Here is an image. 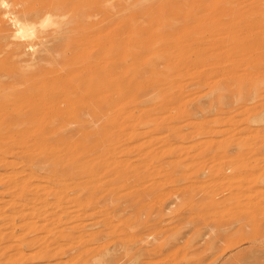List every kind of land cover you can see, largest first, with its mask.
<instances>
[{
	"label": "rangeland",
	"instance_id": "rangeland-1",
	"mask_svg": "<svg viewBox=\"0 0 264 264\" xmlns=\"http://www.w3.org/2000/svg\"><path fill=\"white\" fill-rule=\"evenodd\" d=\"M33 1L24 0L22 8L48 4L46 0ZM194 2L67 0L65 10L57 12H65L67 17L57 18V26L42 29L40 39L33 40H41L47 64L53 62L50 67L43 63L49 70L46 80L17 83L18 87L12 85L19 82L13 76L24 70L20 69L23 65L19 61L20 65H14L13 41H4L0 34V264H264V0ZM14 9L19 7L10 11ZM82 13L93 16L90 21L77 18ZM0 15L2 18L1 9ZM74 16L76 25L68 23ZM2 19L3 34L8 36L14 26ZM20 43L23 47L28 44ZM25 51L24 59H29L31 52ZM92 72L97 75L94 80ZM40 88L45 106L48 104L46 115L39 122L14 125L16 114L27 110L19 104L16 89L17 93L38 95ZM87 101L92 102L95 116L102 118L88 112H84L89 114L86 119L84 113L73 118L72 111L83 109ZM88 118L101 128L98 132L100 128L94 127L96 136L89 131L94 125ZM68 119L72 124L65 127L62 124L67 125ZM57 129L62 130L60 134ZM49 160H64L59 170L53 167L61 182L52 185L45 168L38 167ZM86 163H96L91 166L94 187L78 170ZM67 165L73 166V172ZM29 172L37 175L29 180L33 186L27 190L21 183ZM41 189L55 194L50 192L48 199ZM56 203L59 211L53 207ZM60 214L65 215L58 217Z\"/></svg>",
	"mask_w": 264,
	"mask_h": 264
},
{
	"label": "bare ground",
	"instance_id": "bare-ground-1",
	"mask_svg": "<svg viewBox=\"0 0 264 264\" xmlns=\"http://www.w3.org/2000/svg\"><path fill=\"white\" fill-rule=\"evenodd\" d=\"M10 1V0H9ZM12 2H7V1H4V0H0V9H1V13H3V17L2 18H6V20H10L11 21V23L10 24H13V26H14V30L8 35V36H4V31H6V30H4L3 29V19L0 17V34H1V39H4V41L6 40V39H11V41H13L12 43H11V45H14L13 46V50H12V52H11V54L13 55V56H15L14 58H16L17 60V62L16 61H14L15 62V64H14V62H13V64L14 65H16V63H18V61H19V63H21V65H23V67L22 68H20V69H24L23 71H20L19 69V71H18V73L17 74H15L13 77H15L14 78V80L16 79V78H18V79H16L17 81H19V82H16V81H14V82H12V85L14 84L16 87H18L17 86V83L18 84H20V83H22V84H29V83H31V82H33V81H40V82H42L43 80L45 81L46 80V78H45V76L48 74V71L49 70H47V69H45L44 67H43V63H45V64H47V62H48V58L46 57V56H48V55H46L47 54V50L44 48H42V47H40V45H41V40L38 42V43H34L33 42V40H36V39H38L39 38V36H38V34H40L41 33V30L42 29H44V28H46V27H52V26H54V25H56L57 26V24L56 23H58L57 21H56V19L57 18H63V19H65L67 16H66V13L64 12L63 14H60L59 13V15H57V12H59L60 10L59 9H61V10H65V7H66V5H68L69 3H70V1H69V3L67 4V0H46V3H48V4H46V5H39L40 7L39 8H35V7H33V9L31 8H29V9H26V8H22L23 7V2H24V0H11ZM42 1H44V0H42ZM80 1V0H79ZM93 1V0H92ZM96 2L98 1V0H95ZM111 1V0H110ZM142 1H145V0H142ZM190 1V0H189ZM191 1H193V3H195L194 2V0H191ZM196 1V0H195ZM203 1V0H202ZM205 1V0H204ZM207 1V0H206ZM30 2H31V0H30ZM29 2V3H30ZM32 2H35V1H33L32 0ZM76 2V1H75ZM77 2H78V0H77ZM109 2V1H108ZM201 2V1H200ZM10 3V4H9ZM26 3H28V0H27V2ZM38 3V2H37ZM72 3V2H71ZM90 3V2H89ZM102 3V2H101ZM100 3V4H101ZM134 3V2H133ZM146 3V2H145ZM152 3V2H151ZM205 3V2H204ZM209 3V2H208ZM31 4V3H30ZM38 4H40V3H38ZM73 4H74V2H73ZM83 4V3H82ZM81 4V5H82ZM99 4V3H98ZM179 4H181V3H179ZM196 4V3H195ZM200 4V3H199ZM198 4V5H199ZM203 4V3H202ZM207 4V3H206ZM206 4H204V5H206ZM26 5V4H25ZM24 5V6H25ZM34 5V4H33ZM72 5V4H71ZM80 5V4H79ZM80 5V6H81ZM102 5V4H101ZM182 5V4H181ZM32 6V5H31ZM38 6V5H37ZM76 6V8H77V4L75 5ZM88 6V5H87ZM90 6V5H89ZM131 6V5H130ZM196 7H197V5H195ZM200 6H203V5H200ZM207 6H208V4H207ZM13 8V7H19V10L17 11L16 9H14V10H16V11H10V8ZM74 7V6H73ZM83 7V6H82ZM107 7V6H106ZM135 7H137V6H135ZM183 7H185V6H183ZM182 7V8H183ZM204 7V6H203ZM68 8V7H67ZM112 8V7H111ZM114 8H116V7H114ZM133 8V7H132ZM145 8V7H144ZM161 8V7H160ZM172 8V7H171ZM207 8V7H206ZM2 9L4 10V12H2ZM80 9H82V8H80ZM84 9V8H83ZM96 9V8H95ZM137 9V8H136ZM59 10V11H58ZM68 10V9H67ZM81 11V10H80ZM79 11V12H80ZM91 11V10H90ZM123 11V10H122ZM126 11V10H125ZM141 11V10H140ZM161 11V10H160ZM178 11H179V9H178ZM74 12V11H73ZM79 12H77V13H79ZM108 12H110V11H108ZM124 12V11H123ZM69 13H70V10H69ZM181 13V12H180ZM68 14V13H67ZM111 14V13H110ZM202 14V13H201ZM92 14L91 13H82L81 14V16H76L77 18H81L82 20L84 19H86V20H88V21H90L89 19H91V17L93 16H91ZM193 15V14H192ZM1 16V15H0ZM140 16V15H139ZM76 17L74 16V17H72L71 18V20H69V22L68 23H71V22H73V24H75L74 23V20H76ZM97 17V16H96ZM137 17V16H136ZM94 18V17H93ZM92 18V19H93ZM124 18V17H123ZM122 18V19H123ZM139 18V17H138ZM102 19V18H101ZM121 19V18H120ZM67 20V19H66ZM94 20V19H93ZM109 20V19H108ZM116 20V19H115ZM176 20V19H175ZM127 21V20H126ZM179 21V20H178ZM5 22V21H4ZM127 23V22H126ZM208 23V22H207ZM77 24V23H76ZM75 24V25H76ZM89 24H91V23H89ZM88 24V25H89ZM108 24V23H107ZM128 24V23H127ZM150 24V23H149ZM174 24V23H173ZM178 24V23H177ZM3 25V26H2ZM86 25V24H85ZM84 25V28L86 27ZM93 25V24H92ZM132 25H133V23H132ZM138 25V24H137ZM74 26V25H73ZM82 26V25H81ZM11 27H12V25H11ZM75 27H77V26H75ZM79 27H80V25H79ZM78 27V28H79ZM88 27V26H87ZM86 27V28H87ZM92 27V26H91ZM122 27V26H121ZM70 28H72V27H70ZM88 28H90V25H89V27ZM87 28V29H88ZM146 28H147V26H146ZM186 28H188V27H186ZM52 29V28H51ZM80 29V28H79ZM83 29V28H82ZM92 29H94V28H92ZM178 29V28H177ZM67 30V29H66ZM130 30V29H129ZM133 30V29H132ZM139 30V29H138ZM8 31H10V30H8ZM63 31V30H62ZM71 31V30H70ZM84 31V30H83ZM86 31V30H85ZM147 31V30H146ZM49 32V31H48ZM68 32V31H67ZM73 32V31H72ZM75 32H78V31H75ZM80 30H79V34H80ZM174 32V31H173ZM45 33V32H44ZM63 33H65V32H63ZM95 33V32H94ZM145 33V32H144ZM48 34V33H47ZM62 34V32L60 33V35ZM67 34V33H66ZM76 34V33H75ZM85 34V33H84ZM149 34V33H148ZM51 35V34H50ZM68 35V34H67ZM70 35V34H69ZM74 35V34H73ZM142 35V34H141ZM47 36H49V35H47ZM47 36H45V37H47ZM64 36L65 37H67L65 34H64ZM78 37L79 36H82V34L81 35H77ZM145 36V35H144ZM168 36V35H167ZM42 38H44L43 36H41ZM50 37V36H49ZM85 37V36H84ZM90 37H92V36H90ZM141 37H143V36H141ZM41 38V39H42ZM48 38V37H47ZM155 38V37H154ZM0 39V40H1ZM40 39V38H39ZM74 39V38H73ZM87 38L85 37V40H86ZM126 39V38H125ZM47 40V39H46ZM78 40H80V39H78ZM78 40H77V42H78ZM82 40V39H81ZM80 40V41H81ZM84 40V39H83ZM88 40V39H87ZM86 40V41H87ZM99 40H101V39H99ZM113 40V39H112ZM133 40V39H132ZM9 42H10V40H8ZM43 41H44V39H43ZM145 41V40H144ZM20 42H27L28 44L26 45V47H23V43H20ZM45 42V41H44ZM68 42V41H67ZM74 42V41H73ZM91 42V41H90ZM131 42V41H130ZM3 43V42H2ZM98 43V42H97ZM156 43V42H155ZM0 44H1V42H0ZM43 44V43H42ZM65 44H66V42H65ZM69 44V43H68ZM70 44H72L71 42H70ZM118 44V43H117ZM123 44V43H122ZM95 45H96V43H95ZM8 46V43H7V45H6V47ZM10 46V45H9ZM77 46V45H76ZM3 47L5 48V46L3 45ZM2 47V48H3ZM12 47V46H11ZM39 47H40V50H39ZM47 47V46H46ZM63 47V46H62ZM67 47H70L69 45L67 46ZM42 48V49H41ZM66 48V47H65ZM102 48V47H101ZM25 49L27 50V51H30L31 53H30V55H29V59H24V57H25V55H27V53H26V51H25ZM132 49V48H131ZM50 50H52V48H50ZM55 50L57 51V49H55L54 48V51L52 50V52H54V53H57V52H55ZM64 50V49H63ZM98 50V49H97ZM125 50H127V49H125ZM168 50V49H167ZM166 50V51H167ZM61 51V50H60ZM101 51V50H100ZM122 51V50H121ZM135 51V50H134ZM213 51V50H212ZM71 52V51H70ZM74 52V51H73ZM120 52V51H119ZM131 52V51H130ZM157 52V51H156ZM210 52V51H209ZM42 53V54H41ZM53 53V54H54ZM62 53H63V51H62ZM171 53V52H170ZM61 54V53H60ZM117 54V53H116ZM156 54V53H155ZM5 55H6V53H5ZM5 55H4V57H5ZM50 55V54H49ZM55 55V54H54ZM57 55V54H56ZM119 55V54H118ZM180 55V54H179ZM211 55V54H210ZM209 55V56H210ZM221 55V54H220ZM52 56V55H51ZM61 56V55H60ZM97 56V55H96ZM120 56H121V54H120ZM136 56V55H135ZM217 56V55H216ZM93 57V56H92ZM98 57V56H97ZM100 57V56H99ZM111 57H113V56H111ZM118 57V56H117ZM174 57V56H173ZM180 57V56H179ZM3 58V57H2ZM1 58V59H2ZM9 58H11V55H10V57ZM116 58V57H115ZM121 58V57H120ZM119 58V59H120ZM106 59V58H105ZM118 59V60H119ZM4 60H8L7 62H9V59L6 57V59L4 58ZM3 60V61H4ZM53 60V59H52ZM97 60V59H96ZM11 61V60H10ZM100 61V60H99ZM163 61V60H162ZM209 61V60H208ZM82 62V61H81ZM91 62H93V61H91ZM95 62V61H94ZM18 63V64H19ZM23 63V64H22ZM53 62H51V64H52ZM68 63L69 62H67V65H68ZM121 63V62H120ZM50 64V62H49V64H47V65H49L48 67H50V66H52ZM55 64V63H54ZM61 64V63H60ZM122 64H124V63H122ZM162 64V63H161ZM13 65V66H14ZM20 65V64H19ZM18 65V66H19ZM62 65V64H61ZM70 65V64H69ZM96 65V64H95ZM100 65V64H99ZM171 65V64H170ZM215 65V64H214ZM44 66H46V65H44ZM56 66V65H55ZM20 67V66H19ZM19 67H17V68H19ZM64 67H65V65H64ZM125 67V66H124ZM170 67V66H169ZM214 67V66H213ZM54 68V67H53ZM62 68H63V66H62ZM72 68V67H71ZM98 68V67H97ZM110 68V67H109ZM116 68V67H115ZM120 68V67H119ZM157 68V67H156ZM161 68V67H160ZM15 69V68H14ZM105 69V68H104ZM95 70V69H94ZM107 70V68L105 69V71ZM170 70V69H169ZM17 71V70H16ZM62 71V70H61ZM101 71V73H103L102 72V69L100 70ZM110 71V70H109ZM168 71V70H167ZM166 71V72H167ZM212 71V70H211ZM65 72H67V71H65ZM112 72H113V70H112ZM14 73V72H13ZM63 73V72H62ZM68 73V72H67ZM93 73V72H92ZM97 73V72H96ZM105 73V72H104ZM122 73V72H121ZM54 74H56V73H54ZM63 74H65V73H63ZM78 74V73H77ZM100 74V73H99ZM110 74V73H109ZM113 74H114V72H113ZM11 75V74H10ZM13 75V74H12ZM12 75L10 76V77H12ZM58 75V74H57ZM93 77H91L92 79L95 77V76H97V75H95L94 73H93ZM106 75H108L107 73H106ZM126 75V74H125ZM124 75V76H125ZM164 75V74H163ZM205 75H207V74H205ZM259 75V74H258ZM90 76H91V74H90ZM103 76V75H102ZM110 76V75H109ZM9 77V76H8ZM47 77V76H46ZM89 77V76H88ZM99 77V76H98ZM103 77H105V76H103ZM129 77V76H128ZM56 79H57V77H55ZM108 78V77H107ZM119 78V77H118ZM61 79V78H60ZM98 79V78H97ZM168 79V78H167ZM4 80V79H3ZM10 80V79H9ZM59 79H57V81H58ZM67 80H68V78H67ZM94 80V79H93ZM110 80V79H109ZM113 80V79H112ZM144 80V79H143ZM203 80V79H202ZM201 80V81H202ZM10 81H12V80H10ZM43 81V82H44ZM60 81V80H59ZM65 81V80H64ZM77 81V80H76ZM133 81V80H132ZM135 81V80H134ZM205 81V80H204ZM3 82V81H2ZM62 82V81H61ZM68 82V81H67ZM106 82H107V79H106ZM105 82V83H106ZM120 82V81H119ZM5 83H6V81H5ZM16 83V84H15ZM54 83V82H53ZM63 83V82H62ZM72 83V82H71ZM1 84V83H0ZM47 84V83H46ZM112 84V83H111ZM129 84V83H128ZM133 84V83H132ZM131 84V85H132ZM21 85V84H20ZM19 85V86H20ZM45 85V84H44ZM43 85V86H44ZM52 85V84H51ZM56 85H58V83H56ZM123 85V84H122ZM121 85V86H122ZM126 85V84H125ZM24 86V85H23ZM47 86H49V85H47ZM127 86V85H126ZM133 86V85H132ZM26 87V86H25ZM28 87H29V85H28ZM46 87V86H45ZM58 87V86H57ZM111 87V86H110ZM10 88H11V85H10ZM41 88H43V87H41ZM40 88V90H42V93H40V94H36V95H32V94H30V95H28V94H24V93H20V92H18L17 93V89H16V95L18 96V100H19V104H22V105H24L25 107V109H27V110H25V113H23V114H16V118H17V122H13L14 123V125H15V123H22V125L24 124V123H35V122H39L38 121V119L39 118H41L43 115H46V110H47V108H48V104L46 105L47 106V108H46V106H45V97H44V94H43V89H41ZM51 88V87H50ZM62 88V87H61ZM69 88V87H68ZM75 88V87H74ZM77 88V87H76ZM75 88V89H76ZM86 88V87H85ZM120 88V87H119ZM8 89V88H7ZM21 89V88H20ZM24 89V88H23ZM31 89H32V87H31ZM52 89H54V85H53V88ZM64 89V88H63ZM110 89V88H109ZM126 89V88H125ZM247 89V88H246ZM39 90V89H38ZM58 90V89H57ZM66 90H67V88H66ZM107 90V89H106ZM112 90V89H111ZM110 90V91H111ZM219 90V89H218ZM4 91V90H3ZM45 91V90H44ZM53 91V93L52 94H54V90H52ZM59 91V90H58ZM62 91V90H61ZM69 91H70V89H69ZM101 91L102 90H100V91H98L97 93L99 94V92L101 93ZM1 92V91H0ZM23 92V91H22ZM60 92V91H59ZM67 92V91H66ZM13 94H14V92H12ZM25 93H27V91H25ZM38 93V92H37ZM44 93H46V91L44 92ZM47 93H48V91H47ZM46 93V95H48ZM56 93H57V91H56ZM85 93V92H84ZM103 93V92H102ZM119 93V92H118ZM133 93V92H132ZM7 94V93H6ZM57 94H59V93H57ZM60 94H62V93H60ZM66 94H69V93H66ZM71 94V93H70ZM69 94V95H70ZM4 95V94H3ZM16 95L14 94V97H16ZM45 95V96H46ZM64 95V94H63ZM74 95L76 96L77 95V93H74ZM79 95V94H78ZM13 96V95H12ZM60 96V98H61V95H59ZM73 96V95H72ZM104 96V95H103ZM107 97L109 96V94L108 95H106ZM117 96V95H116ZM124 96V95H123ZM137 96V95H136ZM219 96V95H218ZM46 97H48V96H46ZM49 97H52V95L50 96L49 95ZM54 97V96H53ZM78 97V96H77ZM79 97H80V95H79ZM88 97V96H87ZM126 98H127V96H125ZM131 97V96H130ZM55 98V97H54ZM70 99H71V97H69ZM74 98H76V97H74ZM52 99V98H51ZM55 99H57V96H56V98ZM89 99H90V97H89ZM18 100H16V101H18ZM100 100V99H99ZM106 100H108V99H106ZM49 101V100H48ZM76 101V100H75ZM108 101H110V99L108 100ZM20 102H22V103H20ZM59 102V101H58ZM77 102V101H76ZM99 102V101H98ZM218 102V101H217ZM18 103V102H17ZM49 103V102H48ZM53 103H55L54 102V100H53ZM81 103V102H80ZM86 103H88V105L85 107H83V109H81V108H79V110H75V111H72V113L73 114H71V115H73V118H75V117H77V119L79 118V117H81L82 116V114L85 112H88L89 114H91V115H93L94 117H97L98 115H96L95 116V108H93V106H91L92 104V102L91 103H89L88 101L86 102ZM100 103V102H99ZM103 102L101 101V104H102ZM105 103H108L107 101L105 102ZM14 104V103H13ZM50 104V103H49ZM59 104V103H58ZM91 104V105H90ZM110 104V103H109ZM51 105V104H50ZM53 105V104H52ZM78 105H81V104H78ZM83 105H85V104H83ZM100 105V104H99ZM108 105V104H107ZM15 106V105H14ZM21 106V105H20ZM61 106V105H60ZM60 106H59V109H60ZM62 106H63V104H62ZM76 106V105H75ZM110 106V105H109ZM112 106V105H111ZM111 106H110V108H111ZM129 106V105H128ZM23 107V106H22ZM58 107V106H57ZM56 108V107H55ZM63 108H65V107H63ZM103 108V107H102ZM109 108V107H108ZM5 109V108H4ZM22 109V108H21ZM56 109H58V108H56ZM68 109V108H67ZM77 109V108H76ZM105 109V108H104ZM104 109H101V110H104ZM113 109V108H112ZM10 110V109H9ZM15 110V109H14ZM71 110V109H70ZM74 110V109H73ZM100 110V109H99ZM101 110H100V112H101ZM105 110H108V109H105ZM114 110V109H113ZM54 111V110H53ZM57 111V110H56ZM55 111V112H56ZM97 111V110H96ZM112 111V110H111ZM20 112V111H19ZM59 112H61V111H59ZM63 112H64V109H63ZM103 112V111H102ZM107 112H109V111H107ZM134 112V111H133ZM69 113V112H68ZM67 113V114H68ZM85 113L83 114V118H85V117H88L87 115H89V114H86V116H85ZM124 113V112H123ZM131 113V112H130ZM237 113V112H236ZM60 114V113H59ZM65 114H66V112H65ZM66 114V115H67ZM97 114H99V113H97ZM102 114V113H101ZM108 114V113H107ZM111 114V113H110ZM13 115V114H12ZM70 115V114H69ZM62 116V115H61ZM75 116V117H74ZM85 116V117H84ZM104 116H106V115H104ZM104 116H103V118H104ZM14 117V118H15ZM89 117H91V116H89ZM98 117H101L100 115L98 116ZM97 117V118H98ZM11 118H12V116H11ZM14 118H12V119H14ZM43 118V117H42ZM44 118H45V116H44ZM63 118V117H62ZM65 118V117H64ZM102 118V117H101ZM100 118V119H101ZM119 118V117H118ZM46 119H48V117L46 118ZM86 119V118H85ZM89 119V118H88ZM93 119V118H92ZM92 119L90 120V123H91V121H92ZM95 119V118H94ZM99 119V118H98ZM117 119V118H116ZM40 120V119H39ZM58 120V119H57ZM60 120V119H59ZM69 121L71 120V119H68ZM67 120V121H68ZM103 120V119H102ZM106 120V119H105ZM107 120H108V118H107ZM140 120V119H139ZM3 121V120H2ZM10 121H11V119H10ZM15 121V120H14ZM51 121V120H50ZM61 121V120H60ZM59 121V123H61ZM104 121V120H103ZM5 122V121H4ZM12 122V121H11ZM86 122H88V124L87 123H85V124H87V125H90V123H89V121H86ZM102 122V121H101ZM105 122V121H104ZM104 122H103V126H105V124H104ZM51 123V122H50ZM54 123V122H53ZM57 123V122H56ZM59 123H57V125L59 124ZM63 123V122H62ZM61 123V124H62ZM72 124V122L70 121L69 123H67V125L64 123V124H62V125H65V127L66 126H68V124ZM78 123H82V124H84V122H78ZM106 123V122H105ZM3 124V123H2ZM81 124V125H82ZM92 124V123H91ZM97 124V123H96ZM144 124V123H143ZM1 125V124H0ZM38 125V124H37ZM52 125V124H51ZM56 125V124H55ZM54 125V126H55ZM56 125V126H57ZM62 125H58V126H62ZM74 125V124H73ZM92 125H94V124H92ZM91 125V126H92ZM102 125V124H101ZM100 125V126H101ZM113 125V124H112ZM7 126V125H6ZM33 126V125H32ZM56 126H55V128H56ZM10 127V126H9ZM80 127H83V125L82 126H80ZM85 127V126H84ZM95 127V125L93 126V127H91V128H94ZM96 127H99V125L98 126H96ZM95 127V128H96ZM106 127L108 128L109 127V125H107V123H106ZM106 127H104L105 128V130H106ZM111 127V126H110ZM110 127H109V129H110ZM3 128V127H2ZM36 128V127H35ZM58 128V127H57ZM87 128V130H88V127H86ZM89 129V131L91 130V131H94V130H96V129ZM100 128V127H99ZM127 128V127H126ZM5 129H6V127H5ZM53 129V128H52ZM58 129H60V128H58ZM57 129V130H58ZM69 129V128H68ZM4 130V129H3ZM19 130V129H18ZM62 130L64 131V129L62 128ZM62 130H58V133L59 132H61ZM84 131H85V129H83ZM99 130H101V128L100 129H98V132H100ZM27 131V130H26ZM50 131V130H49ZM68 131V130H67ZM80 131H82V130H80ZM83 131V132H84ZM107 131H109L108 129H107ZM29 132V131H28ZM34 132V131H33ZM51 132V131H50ZM106 132V131H105ZM111 132V131H110ZM3 133H5L4 131H3ZM11 133V132H10ZM65 133H66V129H65ZM93 133V132H92ZM94 133H95V136H96V131H94ZM108 133V132H107ZM115 133V132H114ZM55 134H56V132H55ZM54 134V135H55ZM60 134V133H59ZM58 134V135H59ZM66 134H68V133H66ZM66 134H62V135H66ZM82 134V133H81ZM90 134V133H89ZM89 134H87V136L86 135H84L85 137H87L88 138V135ZM100 134H102V133H100ZM27 135V134H26ZM36 135V134H35ZM99 135V134H98ZM109 135V134H108ZM115 135V134H114ZM117 135V134H116ZM120 135V134H119ZM124 135V134H123ZM49 136V135H48ZM82 136V135H81ZM90 136V135H89ZM93 136H94V134H93ZM92 136V137H93ZM94 136V137H95ZM102 136H103V134H102ZM104 136H107V135H104ZM28 137V136H27ZM34 137V136H33ZM83 137V136H82ZM84 137V138H85ZM93 137V138H94ZM109 137V136H108ZM135 137V136H134ZM134 137H132V138H134ZM137 137V136H136ZM8 138V137H7ZM14 138V137H13ZM56 138H59L60 140H61V138L62 137H56ZM83 138V139H84ZM110 138V137H109ZM113 138V137H112ZM17 139V138H16ZM64 139H66V136H64ZM101 139H103V138H101ZM105 139V138H104ZM111 139V138H110ZM188 139V138H187ZM25 140V139H24ZM27 140V139H26ZM90 140V139H89ZM92 140V139H91ZM90 140V141H91ZM94 140H96L95 138H94ZM117 140V139H116ZM13 141V140H12ZM50 141V140H49ZM85 141V140H84ZM97 142H98V140H96ZM95 141V142H96ZM105 141V140H104ZM119 141H121V140H119ZM118 141V142H119ZM22 142V141H21ZM25 142V141H24ZM29 142H30V140H29ZM53 142V141H52ZM95 142H94V146H95ZM109 142V141H108ZM107 142V138H106V143H108ZM110 142H111V140H110ZM113 142H114V140H113ZM116 142V141H115ZM5 143V142H4ZM19 143V142H18ZM33 143V142H32ZM36 143V142H35ZM34 143V144H35ZM57 143V142H56ZM60 143V142H59ZM65 143H67V142H65ZM69 143V142H68ZM85 143V142H84ZM102 143V142H101ZM101 143H99V144H101ZM105 143V144H106ZM117 143V142H116ZM3 144V143H2ZM13 144V143H12ZM20 144V143H19ZM91 144H93L92 143V141H91ZM98 144V143H97ZM56 145H58V144H56ZM87 145V144H86ZM88 145H89V143H88ZM115 145V144H114ZM24 146V145H23ZM41 146V145H40ZM61 146V145H60ZM92 146V145H91ZM101 147H102V145H100ZM107 146H109L108 144H107ZM85 146H83V148H84ZM93 147V146H92ZM96 147V146H95ZM100 147V148H101ZM105 147V146H104ZM104 147H103V149H104ZM14 148V147H13ZM16 148V147H15ZM64 148V147H63ZM74 148V147H73ZM86 148V147H85ZM91 148V147H90ZM90 148H88L89 150H91ZM94 148V147H93ZM96 148H98V147H96ZM95 148V149H96ZM114 148V147H113ZM122 148V147H121ZM43 149H44V147H43ZM42 149V150H43ZM51 149V148H50ZM57 149V148H56ZM99 149V148H98ZM102 149V148H101ZM103 149H102V151H103ZM115 149H118L117 147L115 148ZM114 149V150H115ZM33 150V149H32ZM64 150V149H63ZM71 150V149H70ZM113 150V149H112ZM14 151V150H13ZM16 151V150H15ZM83 151V150H82ZM93 151H96V150H93ZM92 151V152H93ZM43 152V151H42ZM90 152V151H89ZM17 153V152H16ZM25 153V152H24ZM24 153H22V154H24ZM81 153V152H80ZM79 153V154H80ZM97 153V152H96ZM117 153V152H116ZM115 152L113 153V154H116ZM15 154V153H14ZM13 154V155H14ZM21 154V155H22ZM29 154V153H28ZM44 154V153H43ZM70 154V153H69ZM68 154V155H69ZM89 154V153H88ZM102 154V153H101ZM103 154H105V153H103ZM4 155V154H3ZM27 155V154H26ZM25 155V156H26ZM42 155V154H41ZM77 156V155H76ZM75 156V157H76ZM84 156V155H83ZM94 156V155H93ZM99 156V155H98ZM23 157V156H22ZM21 157V158H22ZM43 157H45V156H43ZM75 157H72V160H73V158L75 159ZM92 157V156H91ZM105 157V156H104ZM107 157V156H106ZM15 158V157H14ZM33 158V157H32ZM55 158V157H54ZM53 157H52V159L51 158H48V159H51V160H53L54 159ZM82 158V157H81ZM114 158V157H113ZM27 159V158H26ZM29 159V158H28ZM42 159V158H41ZM45 159H47V158H45ZM57 159H59V157L57 158ZM61 159H64V158H61ZM66 159V158H65ZM64 159V160H65ZM109 159V158H108ZM32 159H30V162H32L31 161ZM40 160V159H39ZM51 160H49V161H47V162H45V161H43V163H41V165H39L38 167L40 168V167H44L45 169L48 167V170L46 169V171H45V169H44V171L43 172H47L46 173V178L48 179V181H49V183L52 185V182H55V184L56 183H59V182H61L60 181V179L59 178H57L58 176H55L54 174H53V167L54 168H56V169H58L57 167H59V169H60V166L61 165H63V161L62 162H60L59 160H57V161H51ZM68 160H70V159H68ZM76 160L77 159H75V160H73V161H75V163H76ZM83 160V159H82ZM88 160V159H87ZM110 160V159H109ZM123 160V159H122ZM51 161V163H49ZM90 161V160H89ZM4 162V161H3ZM28 162V161H27ZM101 161H99V163L97 162V164H98V166H100L99 164H101L100 163ZM117 162V161H116ZM73 164H74V162H72ZM84 163V162H83ZM91 163V162H90ZM93 163H94V161H93ZM92 163V165H90L89 163H86V165H80L79 167H80V169H78V170H80L83 174H82V176H85V178H86V181H89V183H91V184H93V186L92 187H94L95 185H94V183H93V180H91L92 179V177H94V179H95V176H94V174H93V176L91 175L92 173H94L92 170V168L93 167H91V166H94L95 164H93ZM118 163V162H117ZM121 163V162H120ZM26 164V163H25ZM24 164V165H25ZM38 164V163H37ZM40 164V163H39ZM85 164V163H84ZM89 164V165H88ZM111 164V163H110ZM109 164V165H110ZM27 165H30V164H28L27 163ZM88 165V166H87ZM119 165V164H118ZM121 165H123V164H121ZM19 167L21 166L20 164L18 165ZM17 166V167H18ZM33 166V165H32ZM70 166V165H69ZM68 165L66 166V168L67 167H69ZM96 166V165H95ZM102 166V165H101ZM100 166V167H101ZM124 166V165H123ZM63 167V166H62ZM100 167H98L99 168V170L102 168H100ZM118 167V166H117ZM128 167V166H127ZM10 168V167H9ZM15 168V167H14ZM24 168V167H23ZM37 168V167H36ZM73 168V166H70L69 167V170H71ZM112 168V167H111ZM122 168V167H121ZM17 169V168H16ZM31 169V168H30ZM40 169H42V168H40ZM58 169V170H59ZM65 168H63L62 170H64ZM114 169V168H113ZM115 169H116V165H115ZM118 169H120V167H118ZM123 169V168H122ZM128 169V168H127ZM127 169H126V171H127ZM134 169V168H133ZM33 170V169H32ZM72 170H74V169H72ZM71 170V171H72ZM102 170V169H101ZM108 170H110V169H108ZM112 170V169H111ZM121 170V169H120ZM124 170V169H123ZM122 170V171H123ZM37 171H38V169H37ZM66 171V169L64 170V172ZM105 171H107V170H105ZM104 171V172H105ZM115 171V170H114ZM137 171V170H136ZM19 172V171H18ZM36 172V171H35ZM42 172V171H41ZM58 171H56V173H57ZM67 172V171H66ZM73 172V171H72ZM75 172V171H74ZM111 172V171H110ZM113 172V171H112ZM55 173V174H56ZM68 173V172H67ZM107 173H109V172H107ZM106 173V174H107ZM115 173V172H114ZM118 173V172H117ZM126 173V172H125ZM22 174V173H21ZM38 174H40V173H38ZM43 174V173H42ZM60 174V173H59ZM71 174V173H70ZM98 174V173H97ZM105 174V175H106ZM127 174V173H126ZM14 175V174H13ZM20 175V174H19ZM23 175V174H22ZM37 175V173L35 174L34 172H29L28 174H27V176H26V179L21 183L22 185H23V188L25 187L26 189H27V187H30V186H33V185H31V183L29 182V180H33V178H35V176ZM45 175V174H44ZM61 175V174H60ZM80 175V174H79ZM95 175H96V173H95ZM112 175V174H111ZM111 175H110V177H111ZM128 175V174H127ZM127 175H126V177H127ZM12 176V175H11ZM11 176H10V178H11ZM21 176V175H20ZM72 176V175H71ZM75 176H77L76 174H75ZM74 176V177H75ZM97 176V175H96ZM108 176V175H107ZM115 176V175H114ZM114 176L112 177V178H114ZM122 176H124V175H122ZM22 177V176H21ZM69 177V176H68ZM98 177V176H97ZM96 177V178H97ZM100 177H102V176H100ZM126 177H124V178H126ZM142 177V176H141ZM13 178H15V177H13ZM18 178V177H17ZM38 178V177H37ZM41 178H43V176L41 177ZM63 178V177H62ZM89 178V179H88ZM104 178V177H103ZM122 178V177H121ZM16 179V178H15ZM38 179H40V178H38ZM37 179V180H38ZM47 179H45V180H47ZM110 179V178H109ZM108 179V180H109ZM118 179V178H117ZM8 180V179H7ZM7 180H5V181H7ZM11 180V179H10ZM18 180V179H17ZM20 180V179H19ZM62 180H64L65 181V178L64 179H62ZM79 180H80V177H79ZM96 180V179H95ZM99 180H101V179H99ZM123 180V179H122ZM127 180V179H126ZM141 180V179H140ZM139 180V181H140ZM22 181V180H21ZM42 181V180H41ZM67 181V180H66ZM98 181V180H97ZM113 181V180H112ZM119 180H117V181H115V182H118ZM9 182H11V181H9ZM8 182V183H9ZM35 182V181H34ZM43 182H44V180H43ZM95 182V181H94ZM104 182V181H103ZM64 183V182H63ZM80 183V182H79ZM83 183V182H82ZM81 183V184H82ZM87 183V182H86ZM96 183V182H95ZM105 183H107V182H105ZM62 184V183H61ZM72 184V182L70 183V185ZM74 184H76V183H74ZM84 184V183H83ZM88 184V183H87ZM113 184V183H112ZM118 184V183H117ZM127 184H128V182H127ZM6 185V184H5ZM11 185V184H10ZM9 185V186H10ZM20 185V184H19ZM54 185V184H53ZM64 185H66V182H65V184ZM68 185V184H67ZM66 185V186H67ZM80 185V184H79ZM90 185V184H89ZM114 185H116L115 183H114ZM113 185V186H114ZM12 186V185H11ZM45 186H47V185H45ZM55 186V185H54ZM63 186V185H62ZM62 186H60V187H62ZM4 187V186H3ZM21 187V186H20ZM48 187V186H47ZM49 187H52V186H49ZM57 187V186H56ZM75 187V186H74ZM12 187H10V189H11ZM18 188V187H17ZM43 188V187H42ZM67 188H70V187H67ZM77 188V187H76ZM76 188H74V189H76ZM123 188V187H122ZM126 188V187H125ZM128 188V187H127ZM5 189V188H4ZM19 189V188H18ZM49 189V188H48ZM73 189V188H72ZM72 189H70L71 191H72ZM82 189V188H81ZM85 189V188H84ZM91 189V188H90ZM93 189V188H92ZM17 190V189H16ZM28 190V189H27ZM26 190V191H27ZM36 190H38V189H36ZM80 190V189H79ZM107 190V189H106ZM25 190L23 191V192H26ZM34 191V190H33ZM84 191H86V189L84 190ZM102 191V190H101ZM2 192V191H1ZM11 192H13V191H11ZM28 192V191H27ZM26 192V193H27ZM31 192H32V190H31ZM31 192H29V194H31ZM39 192H40V190H39ZM41 192L42 193H44V194H42V195H45V194H47V198L49 199V197H48V195L50 194V192H48L46 189H41ZM54 192V193H53ZM53 192H51L52 194H55V191H53ZM59 192H61V191H59ZM89 192V191H88ZM105 192V191H104ZM3 193V192H2ZM2 193H1V195H2ZM19 193V192H18ZM34 193H35V195H36V192L34 191ZM58 193V192H57ZM63 193V192H62ZM69 193H71V192H69ZM73 193V192H72ZM32 194H33V192H32ZM41 194V193H40ZM87 194V193H86ZM19 195V194H18ZM22 195V194H21ZM62 195V194H61ZM72 195H74V194H72ZM85 195V194H84ZM96 195V194H95ZM122 195H124V194H122ZM121 195V196H122ZM41 196V195H40ZM78 196V195H77ZM93 196V195H92ZM102 196V195H101ZM17 197H19V196H17ZM39 197V196H38ZM53 197V196H52ZM51 197V198H52ZM56 197V196H55ZM62 197H63V195H62ZM61 197V198H62ZM71 197V196H70ZM75 197V196H74ZM73 197V198H74ZM116 197V196H115ZM195 197V196H194ZM28 198V197H27ZM26 198V199H27ZM36 198V197H35ZM43 198V197H42ZM50 198V199H51ZM60 198V199H61ZM124 198V197H123ZM33 199V198H32ZM41 199V198H40ZM55 199V198H54ZM58 199V198H57ZM59 199V200H60ZM1 200V199H0ZM34 200V199H33ZM52 200V199H51ZM62 200V199H61ZM67 200H69V199H67ZM71 200V199H70ZM73 200H75V202H77L76 201V199H72L71 201L72 202H74ZM109 200V199H108ZM4 201V200H3ZM29 201V200H28ZM35 201V200H34ZM63 201H65V200H63ZM6 202V201H5ZM33 202V201H32ZM38 202V201H37ZM41 201H39V203H40ZM43 203H45L44 201H42ZM116 202V201H115ZM34 203H36V202H34ZM33 203V204H34ZM55 203V202H54ZM78 203V202H77ZM104 203V202H103ZM18 204V203H17ZM27 204V203H26ZM47 204H48V202H47ZM69 204V203H68ZM14 205V204H13ZM40 206H41V204H39ZM44 205V204H43ZM51 205V204H50ZM49 205V206H50ZM54 205H57V203L56 204H53V207H55ZM35 206V205H34ZM87 206V205H86ZM9 207H11L10 205H9ZM29 207V206H28ZM36 207V206H35ZM44 207H47V206H44ZM62 207V206H61ZM64 207V206H63ZM77 207V206H76ZM30 208V207H29ZM42 208V207H41ZM51 208H52V206H51ZM56 208V207H55ZM66 208V207H65ZM68 208V207H67ZM111 208V207H110ZM36 209V208H35ZM45 209H47V208H45ZM49 209V208H48ZM52 209H54V208H52ZM57 210H58V208H56ZM62 209V208H61ZM81 209V208H80ZM109 209V208H108ZM13 210V209H12ZM18 210V209H17ZM31 210V209H30ZM44 210V209H43ZM50 210V209H49ZM36 211V210H35ZM38 211V210H37ZM40 211V210H39ZM53 211V210H52ZM56 211V210H55ZM54 211V212H55ZM59 211V210H58ZM32 212H34V211H32ZM32 212H30V213H32ZM61 212H62V210H61ZM25 213V212H24ZM29 213V212H28ZM36 213V212H35ZM38 213V212H37ZM37 213H36V215H37ZM40 213V212H39ZM43 213V212H42ZM45 213V212H44ZM50 213H51V210H50ZM60 213V212H59ZM68 213H69V211H68ZM21 214V213H20ZM103 214V213H102ZM33 215V214H32ZM35 215V214H34ZM39 215V214H38ZM50 215H52V213L50 214ZM64 216L63 214H60L58 217H60V216ZM92 215V214H91ZM260 215V214H259ZM3 216V215H2ZM6 216V215H5ZM31 216V215H30ZM40 216H41V214H40ZM53 216H55V215H53ZM68 216H70V215H66V217L68 218ZM94 216V215H93ZM108 216V215H107ZM8 217H9V215H8ZM28 217H29V215H28ZM34 217V216H33ZM47 217H48V215H47ZM52 217V216H51ZM58 217H56V218H58ZM44 218V217H43ZM61 218H63V217H61ZM25 219V218H24ZM38 219V218H37ZM45 219V218H44ZM66 219V218H65ZM19 220V219H18ZM39 220V219H38ZM42 220V219H41ZM48 220V219H47ZM42 221H44V220H42ZM51 221V220H50ZM19 222V221H18ZM52 222H53V220H52ZM61 222H63V221H60V223ZM54 223V222H53ZM58 223V222H57ZM19 224V223H18ZM52 224V223H51ZM62 224V223H61ZM63 225V224H62ZM68 225V224H67ZM24 226V225H23ZM32 226V225H31ZM91 226V225H90ZM18 228V227H17ZM28 228V227H27ZM33 228V227H32ZM41 228V227H40ZM76 228V227H75ZM30 229V228H29ZM34 229H35V227H34ZM42 229V228H41ZM62 229V228H61ZM60 229V230H61ZM65 229H67V228H65ZM72 229H74V227L72 228ZM32 230V229H31ZM30 230V231H31ZM39 230V229H38ZM37 230V231H38ZM63 230V229H62ZM70 230V229H69ZM36 231V230H35ZM64 231V230H63ZM28 232H29V230H28ZM33 232V231H32ZM62 233V232H61ZM84 233H85V231H84ZM81 234V233H80ZM90 234V233H89ZM25 236V235H24ZM55 236V235H54ZM59 236H61V235H59ZM63 236V235H62ZM61 236V237H62ZM79 236V235H78ZM81 236V235H80ZM43 237V236H42ZM47 237V236H46ZM63 238V237H62ZM65 238V237H64ZM81 238V237H80ZM23 239V238H22ZM66 239V238H65ZM89 239H91V238H89ZM43 240V239H42ZM85 240V239H84ZM32 241V240H31ZM77 243V242H76ZM89 243H90V241H89ZM37 244V243H36ZM85 244V243H84ZM29 246V245H28ZM39 246V245H38ZM79 246H82V245H79ZM38 248V247H37ZM62 248V247H61ZM83 248H84V246H83ZM64 249V248H63ZM49 250V249H48ZM53 250V249H52ZM41 251V250H40ZM59 254V253H58ZM21 255V254H20ZM59 255H61V254H59ZM58 255V256H59ZM75 255V254H74ZM43 257H44V255H43ZM20 258V257H19ZM37 259V258H36ZM71 259V258H70ZM39 260V259H38ZM21 261V260H20ZM57 261V260H56ZM49 262V261H48ZM55 263V262H54ZM66 263V262H65ZM74 263V262H73Z\"/></svg>",
	"mask_w": 264,
	"mask_h": 264
}]
</instances>
